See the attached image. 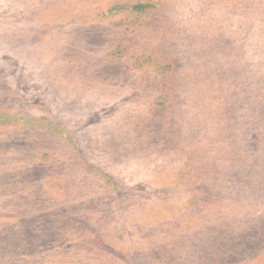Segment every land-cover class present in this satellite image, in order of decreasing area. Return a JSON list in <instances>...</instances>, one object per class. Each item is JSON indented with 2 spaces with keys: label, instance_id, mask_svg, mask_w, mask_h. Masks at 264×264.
<instances>
[{
  "label": "rangeland",
  "instance_id": "rangeland-1",
  "mask_svg": "<svg viewBox=\"0 0 264 264\" xmlns=\"http://www.w3.org/2000/svg\"><path fill=\"white\" fill-rule=\"evenodd\" d=\"M0 264H264V0H0Z\"/></svg>",
  "mask_w": 264,
  "mask_h": 264
}]
</instances>
